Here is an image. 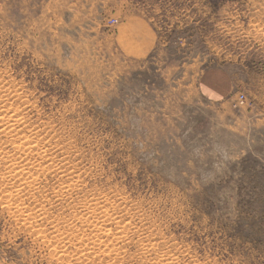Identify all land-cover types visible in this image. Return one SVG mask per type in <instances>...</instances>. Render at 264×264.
I'll use <instances>...</instances> for the list:
<instances>
[{
	"label": "rangeland",
	"instance_id": "374dc122",
	"mask_svg": "<svg viewBox=\"0 0 264 264\" xmlns=\"http://www.w3.org/2000/svg\"><path fill=\"white\" fill-rule=\"evenodd\" d=\"M0 89V264H264V0H0Z\"/></svg>",
	"mask_w": 264,
	"mask_h": 264
},
{
	"label": "bare ground",
	"instance_id": "6f19581e",
	"mask_svg": "<svg viewBox=\"0 0 264 264\" xmlns=\"http://www.w3.org/2000/svg\"><path fill=\"white\" fill-rule=\"evenodd\" d=\"M0 91H1V89H0ZM12 92V91H11ZM13 93V92H12ZM4 95V94H3ZM3 99V98H2ZM15 100V99H14ZM8 102V101H7ZM2 105V104H1ZM0 105V106H1ZM2 109H4V108H2ZM8 112H9V110H3L2 112H0V132H8V131H11V129H8L11 125H14V123H17V120L14 118V116H16L15 114H8ZM14 113V112H13ZM23 121H24V119H23ZM23 127V126H22ZM32 128V127H31ZM13 129V128H12ZM4 134H2V136H3ZM30 137V136H29ZM14 138L16 139V141L18 140V139H20V138H22V137H20L17 133L15 134L14 133ZM15 141V140H14ZM23 141V140H22ZM25 141V140H24ZM4 142V141H3ZM15 143V142H14ZM19 145V144H18ZM27 145V144H26ZM26 145H24V146H26ZM39 145V144H38ZM29 146V145H28ZM7 147V146H6ZM19 147V146H18ZM22 147H23V144H22ZM22 147H21V149H22ZM26 148H27V146H26ZM8 149V148H7ZM42 149V148H41ZM20 150V149H19ZM29 150V149H28ZM38 157V156H37ZM40 157V156H39ZM9 158V157H8ZM14 158V157H13ZM15 164V163H14ZM12 167V166H11ZM20 168V167H19ZM12 174H14V173H12ZM9 176V175H8ZM26 176V175H25ZM6 177V176H5ZM18 181V180H17ZM23 186V185H22ZM59 190V189H58ZM65 190V189H64ZM8 192V191H7ZM6 192V193H7ZM58 195V194H57ZM5 200V199H4ZM36 200V199H35ZM33 203H35V202H33ZM39 205V204H38ZM87 205V204H86ZM92 205V204H91ZM99 205H101V204H99ZM40 207V206H39ZM92 207V206H91ZM94 207V206H93ZM100 207V206H99ZM102 207V206H101ZM96 208V207H95ZM84 209V208H83ZM89 209V208H88ZM85 210V209H84ZM92 210V209H91ZM100 211V210H99ZM103 211H105L104 209H103ZM88 212H90L89 210H88ZM96 212V211H95ZM91 213V212H90ZM101 213V212H100ZM106 213V212H105ZM48 214V213H47ZM24 215V214H23ZM107 215V214H106ZM110 215V214H109ZM104 216V215H103ZM46 217V216H45ZM108 217V216H107ZM110 217V216H109ZM102 218V217H101ZM125 218V217H124ZM95 220V219H94ZM102 221V220H101ZM108 221V220H107ZM118 221V220H117ZM108 223V222H107ZM98 224V223H97ZM93 225H94V223H93ZM104 225V224H103ZM106 225V224H105ZM108 225V224H107ZM110 225V224H109ZM100 253V252H99ZM161 261V260H160ZM158 262V261H157ZM162 262H164V261H162ZM157 264V263H156Z\"/></svg>",
	"mask_w": 264,
	"mask_h": 264
}]
</instances>
